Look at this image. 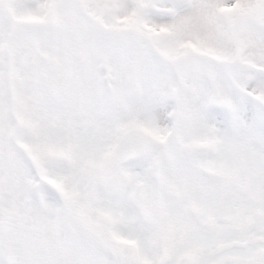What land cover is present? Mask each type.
I'll return each instance as SVG.
<instances>
[{"label": "snow or ice", "instance_id": "obj_1", "mask_svg": "<svg viewBox=\"0 0 264 264\" xmlns=\"http://www.w3.org/2000/svg\"><path fill=\"white\" fill-rule=\"evenodd\" d=\"M0 264H264V0H0Z\"/></svg>", "mask_w": 264, "mask_h": 264}]
</instances>
